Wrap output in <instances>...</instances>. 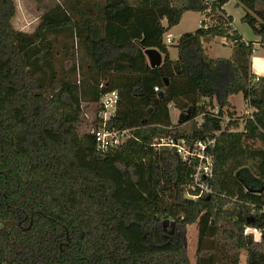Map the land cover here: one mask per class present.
<instances>
[{
    "label": "trees",
    "instance_id": "1",
    "mask_svg": "<svg viewBox=\"0 0 264 264\" xmlns=\"http://www.w3.org/2000/svg\"><path fill=\"white\" fill-rule=\"evenodd\" d=\"M229 1L62 0L25 35L12 24L14 1L0 0V264H192L191 225L194 264H264V232L259 242L246 232L264 227L250 208L264 194V77L251 73L253 45L225 15ZM234 1L264 48V0ZM186 12L202 24L178 38L171 60L163 36ZM213 38L229 41L230 58L205 53L202 41ZM151 49L163 56L156 68L147 63ZM110 90L119 101L108 127L132 130L135 140L99 155L81 129L100 124L99 101ZM238 94L250 117L233 110ZM170 104L189 108L176 124ZM226 115L235 120L223 129ZM167 137L214 139L212 194L185 197L192 166L150 146ZM119 174L141 188V201L117 198Z\"/></svg>",
    "mask_w": 264,
    "mask_h": 264
},
{
    "label": "built area",
    "instance_id": "2",
    "mask_svg": "<svg viewBox=\"0 0 264 264\" xmlns=\"http://www.w3.org/2000/svg\"><path fill=\"white\" fill-rule=\"evenodd\" d=\"M208 21V20H206ZM201 21L199 25H201ZM205 27V26H204ZM171 40L168 39L167 43L171 44ZM154 92H159L158 87H153ZM119 101V96L116 90H110L104 93L99 101L101 106L100 111L96 114L97 119L100 124L97 127H91L88 131L92 135L95 143V151L99 155H105L107 153H113L119 149L127 140H135L134 135H132V130H117L114 127H108V122L114 118L117 105ZM169 110H175L173 105H168ZM183 111V115H187L189 111ZM217 109L215 108V113ZM251 110L244 112L245 116L250 117ZM233 117L224 116L222 118V127L226 128L229 122L234 121ZM240 126H243V121L239 120ZM214 145V139L198 140L193 143H186L183 139H178L175 137L160 138L154 140L150 146L154 149L160 147H167L173 149L176 155L179 157L180 161L184 164L191 165L193 168V173L190 177L191 182L189 185L184 186L185 197L195 200L201 195L212 194V189L208 184V180L212 177L213 161L211 155V149ZM263 202L256 208L250 205L252 208L251 213L257 210L258 213L264 215V194ZM254 230L260 234L264 232V227H248V230Z\"/></svg>",
    "mask_w": 264,
    "mask_h": 264
},
{
    "label": "rangeland",
    "instance_id": "3",
    "mask_svg": "<svg viewBox=\"0 0 264 264\" xmlns=\"http://www.w3.org/2000/svg\"><path fill=\"white\" fill-rule=\"evenodd\" d=\"M15 7H16V14L14 19L12 20L13 27L17 30V32H20V34L25 35H31L35 28L37 27L40 19L39 17L49 9H51L53 6H55L57 3L61 4L62 0H13ZM193 24V18L187 20L185 24L177 28V30L173 31L174 41L175 44L178 40V32L182 30L181 32H187L189 30H193L191 27ZM199 26V25H198ZM241 29L243 31L248 30L246 25H242ZM191 32V31H189ZM64 40H60L59 42H62ZM221 42L219 39H216V43ZM230 49L228 46H224L222 44H216L214 45L211 52H209L210 57L213 56H219L223 58H227L229 56ZM172 57H175V50H172ZM230 101L232 102L233 106L235 107L238 115H243L244 111H247L249 109L248 105L244 102L243 97L241 94L235 95L230 98ZM92 110L93 107L90 106V108L85 112V119L87 123L92 121ZM170 118L175 122L176 119V113L173 111H170ZM91 128L84 126L81 131H89ZM112 169V168H110ZM104 170V169H103ZM105 171V170H104ZM135 174L139 176V181L137 184H139L142 187H145V175L141 168H137L135 170ZM120 175V174H119ZM242 181H244L246 184L252 186V187H259V184L255 182L254 180L250 179L249 175L246 172H243V174H239ZM120 178V179H119ZM117 179H119V189L117 192V198L122 200L125 199L128 201L129 199L132 201L139 202L143 199L144 193L141 192V188H133V186L130 185V181L127 178V176L120 175L117 176ZM196 227L194 225L188 226L186 230V246H187V254L189 257V260L192 264H194V250H195V242H196ZM243 259V258H242Z\"/></svg>",
    "mask_w": 264,
    "mask_h": 264
},
{
    "label": "crops",
    "instance_id": "4",
    "mask_svg": "<svg viewBox=\"0 0 264 264\" xmlns=\"http://www.w3.org/2000/svg\"><path fill=\"white\" fill-rule=\"evenodd\" d=\"M58 4V3H57ZM224 13L226 16L230 17L231 18V24H232V27L242 36V40L245 42V43H252L253 45V53L251 55V58H250V69H251V73L256 76V77H264V48L258 43V40L256 37H254L250 30H245L243 31L241 29V26L244 25L243 23H241V17L243 16V11L241 8L237 7L236 4H235V1L234 0H230L227 4H225L223 7H222ZM193 18V24L191 27H194L192 28L193 30H189L191 32H187V30L184 32H181L182 30H180L178 32V38L184 34V33H192L194 31H196L198 29V25L200 23V21L202 20V17L200 16L199 13H194V12H186L182 15L179 23L173 27L172 29L168 30L167 33L164 34L163 36V42L167 45H170L167 43V40L170 39L172 42H171V45L168 46V55H169V58L171 60H175L177 58V51L176 49L173 47L174 46V36H173V31L174 30H177V28H179L180 26H182L183 24H185V22L189 19ZM40 19V17H39ZM163 25H165V21L162 22ZM216 39H219L221 42L219 43H216ZM176 44V43H175ZM216 44H222L224 46H228L229 49H230V52L228 53L229 56H227V58H230L231 57V54H232V48H231V45L229 43V41H227L226 39L224 38H213V39H207V40H203L202 41V45H203V48L205 50V53L210 57L209 55V52L212 51L214 45ZM172 50H175V57L173 58L172 57ZM80 53V58L81 60L83 61H86V57L84 56V54L82 52H79ZM211 58H223V57H219V56H213ZM161 59L163 60V56L161 55ZM162 62V61H161ZM233 97V96H231ZM230 97V98H231ZM230 98H229V102L233 108V110H235L236 113H238L235 109V107L233 106L232 102L230 101ZM251 110L250 108L247 110L249 111ZM170 111L172 110H169V115H170ZM189 111V110H187ZM173 112L176 113V121L174 122L171 118V122L172 124H176L183 116V112L177 110L175 108V110H173ZM246 112V111H244ZM188 114V113H187Z\"/></svg>",
    "mask_w": 264,
    "mask_h": 264
},
{
    "label": "water",
    "instance_id": "5",
    "mask_svg": "<svg viewBox=\"0 0 264 264\" xmlns=\"http://www.w3.org/2000/svg\"><path fill=\"white\" fill-rule=\"evenodd\" d=\"M145 55L147 58V63L148 66L151 68H156L160 65L162 59H161V54L159 52H157L156 50H146L145 51ZM158 97L160 99H163L164 94L163 92L158 93ZM247 234L249 235H253L255 241L259 242L260 241V234L254 230H248Z\"/></svg>",
    "mask_w": 264,
    "mask_h": 264
}]
</instances>
